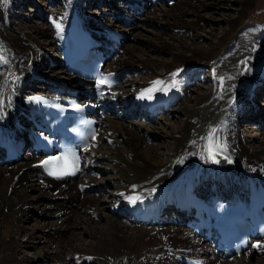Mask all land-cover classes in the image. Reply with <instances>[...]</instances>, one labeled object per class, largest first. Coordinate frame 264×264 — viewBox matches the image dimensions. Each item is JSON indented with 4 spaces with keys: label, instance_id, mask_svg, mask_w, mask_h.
<instances>
[{
    "label": "bare ground",
    "instance_id": "bare-ground-1",
    "mask_svg": "<svg viewBox=\"0 0 264 264\" xmlns=\"http://www.w3.org/2000/svg\"><path fill=\"white\" fill-rule=\"evenodd\" d=\"M25 1L0 3V128L4 133H20L17 124L24 119L28 92H62L65 86L59 82L78 91L90 87L59 66V43L72 11L102 42L110 39L108 27L125 32L126 36L117 30L124 38L120 46L111 42L116 49H110L105 68L120 69L126 76L110 89L108 99H98L110 107V113L102 119L101 133L88 148V157L102 167L85 164L84 172L71 180L45 179L34 164L37 156L29 151L11 160L0 158V264H264V237L240 255L223 257L185 226L183 212H164L148 224L131 211L138 204L166 200L191 177L200 180L202 190L213 182L228 192H241L251 180L264 184V136L236 130L240 117L264 125L258 119L262 112L249 102L250 96L254 101L264 92V81L258 89L253 84L264 75V25L240 26L253 0H125L126 6L119 5L118 11L110 9L119 16L124 7L125 12L142 11L140 25L133 20L128 24L129 14L120 25L106 14L107 8L90 10L89 4L98 0H60L62 7L48 14L44 12L51 7L44 2L38 15L49 21L52 31L41 23L34 33L26 30L24 14L15 11ZM233 7L234 14L225 20L205 18L214 9ZM14 16L17 22L11 19ZM221 21L224 29L218 37L215 27ZM144 25L158 28L154 40L145 45L163 58L148 56L135 44L134 31ZM205 25L210 28L207 32ZM210 58L215 59L210 89L197 86L190 92L187 70L202 69ZM131 72L148 78H128ZM173 79L179 81L175 87ZM163 100L170 101V109L152 120L128 118L133 107ZM120 103L126 107L116 114ZM149 138L158 141L149 144ZM214 146L223 152L214 151ZM107 187L108 195L102 196ZM26 250H33L32 256Z\"/></svg>",
    "mask_w": 264,
    "mask_h": 264
},
{
    "label": "rangeland",
    "instance_id": "rangeland-1",
    "mask_svg": "<svg viewBox=\"0 0 264 264\" xmlns=\"http://www.w3.org/2000/svg\"><path fill=\"white\" fill-rule=\"evenodd\" d=\"M124 1L125 0H98V1H93L92 3L89 4V9L90 10L96 9L98 11H102L103 7L107 8L108 11H106V14H110V18L112 19L113 23H115V24L120 23V25H124L123 21H125V20L122 21L123 17H129V15H132L133 24H139L140 25L141 22L138 19V17L143 15L142 12L141 13L133 12L132 9L131 10L128 9L129 10L128 12H130V13L125 12L127 10V7L126 8L124 7L122 9L120 7V9L123 11V14L121 16L118 15V12H117V14H115L113 11L111 12V10L118 11L117 9L119 8V5L126 6L127 3L125 4ZM136 1H138V0H136ZM44 2H46V3L48 2V4L51 7V9H49L48 12L47 11L44 12V14H48L50 11L52 12V11L58 10L59 8L62 7V3L60 2V0H33V1L32 0H26L25 2H23L21 4L20 9L15 10V11L20 12L21 14H24V16H22L21 18L26 20V22L28 24V26H27L28 28L26 30L28 32H32V33L37 32L39 30V26L41 25V23H43V25L46 29L48 28L49 31H52V27L48 26L49 21L47 22V20H45L42 15H40V16L38 15V13L41 12L42 8L45 7V5H43ZM126 2H127V0H126ZM253 2L254 3L248 9V12L245 15V17L242 19V21H240V26H243V27H249V26L253 27L254 26L255 27L256 24L264 25V0H253ZM136 3L138 4V2H136ZM167 6H171V4L167 5ZM140 7H141V9H143L141 5H140ZM234 10H235V7H233L229 11L228 10L225 11V9L224 10L214 9V10L210 11L209 13H206L205 18L209 21L215 20V18H221V20H225L226 18H228L234 14ZM131 12H133V13H131ZM143 12H144V10H143ZM127 14H129V15H127ZM15 16L19 17L17 15H15ZM15 16L12 17L11 19L13 21L17 22L18 18L15 19ZM103 26L107 27L105 25V23H102V27ZM126 27H132V26L130 25V26H126ZM108 28L116 29V30L120 29L123 32V30L121 28H119V29L117 27L116 28L115 27H108ZM138 28H140V27H136L137 30L134 31V33H135L134 36H136V40H137L135 42V44L140 49H142L146 55L154 57V58H159V57L163 58V56H161L160 52L153 51L150 49V47L147 48V46L145 45L149 41L154 40L153 38H155L156 34L159 32L158 28H156L155 26H150V25H144L143 26L144 29L143 28L138 29ZM215 28H216L215 32L217 33V36L218 37L221 36L222 31H223L222 29H224L223 21H221L219 25H216ZM204 30L207 32L210 30V28L205 25ZM233 33L229 34V37L230 36L232 37ZM123 34H124V36H126L125 32H123ZM48 63H49V61H48ZM214 64H215L214 58L208 59L206 64L202 67V69L204 67H205V69L200 70V71H202L201 72L202 78H206V76L208 75V73L210 71V66H212ZM48 65L53 66L52 63H49ZM59 66L62 67L61 64ZM208 68H209V71H208ZM47 70H49V69L47 68ZM201 75H198V74L195 75L194 74V83L192 85L188 86V88L190 89L189 90L190 92L194 91L197 88V86L198 87L199 86L206 87V88L210 89V87L212 85V82H211L212 72L210 71L209 78H206V79L201 80V77L197 78L198 76H201ZM132 76H134L135 79L140 80V81L148 78V76L146 74H143V73L137 75V73L131 72L130 77H132ZM130 77H128V78H130ZM263 79H264V75L262 77H260V79L259 78L254 79L255 81L257 80L256 82H253L255 87L258 86L257 89L259 88L260 85H262V82L264 81ZM126 82H128V81H126ZM252 98L253 97L250 96L249 102L253 105L254 108H256V110H258L259 112L260 111L262 112L261 118H258V119L264 120V92L262 94H259V96L256 97V99L254 101H252ZM240 114L242 115V113H240ZM249 120H250V122H249ZM135 121H136V119H133L132 122H135ZM236 130H238L242 134L252 133V134H255L257 136H264V125H262L260 123H255L254 121H251V119H249L247 117H240V119L238 120ZM156 140L157 139L149 138L148 143L153 144V143L158 141V140L157 141ZM160 142H162V141H160ZM163 143H164V141H163ZM165 144H168V143L165 142ZM109 190L110 189L108 187V189H106L105 192H102V194L104 193L102 196L108 195ZM96 194H98V193H96ZM28 199H29V197H28ZM29 201H31V200H29ZM33 201H34V199L31 202H33ZM30 222L32 223L33 220H30ZM25 252L28 253V256H30V255L32 256V254H33V250H26ZM185 258L186 257H184V260H186Z\"/></svg>",
    "mask_w": 264,
    "mask_h": 264
},
{
    "label": "snow or ice",
    "instance_id": "snow-or-ice-1",
    "mask_svg": "<svg viewBox=\"0 0 264 264\" xmlns=\"http://www.w3.org/2000/svg\"><path fill=\"white\" fill-rule=\"evenodd\" d=\"M6 2H7V0H0V3H6ZM56 28H57V29H60V25H59V24H56ZM172 75H173V77H175V76L177 75V73H173ZM105 82H106L105 80H100V81H98V83H101V84H103V83H105ZM154 83H155V84H159V83H161V81H155ZM178 83H179V81L173 79V81H172V86L175 87V86L178 85ZM152 90H153V89H149L148 92H151ZM143 95H144V93L141 94L142 97H143ZM148 98L150 99L151 97L149 96ZM76 107L78 108L79 105H76ZM213 162H217V161H213ZM229 162H231V161H229ZM44 163H47V161H45ZM54 174H55V173H54ZM61 174H63V173H61ZM128 199H129V202H130V203H134V202H135V201L133 200L132 197H128ZM137 199H138V198H137ZM254 246H257V245H254Z\"/></svg>",
    "mask_w": 264,
    "mask_h": 264
}]
</instances>
